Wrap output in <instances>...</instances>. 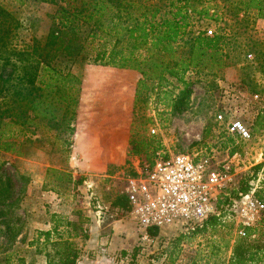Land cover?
<instances>
[{
  "label": "rangeland",
  "instance_id": "374dc122",
  "mask_svg": "<svg viewBox=\"0 0 264 264\" xmlns=\"http://www.w3.org/2000/svg\"><path fill=\"white\" fill-rule=\"evenodd\" d=\"M0 2L14 11L21 23L12 40L18 50L32 45L35 35L45 34L47 22L43 20L48 10L42 5L32 0L23 5L18 0ZM237 2L191 0L193 7L205 9L209 16L190 10V35L177 44L179 53L189 57L188 38L209 30L214 34L210 37L223 35L227 38L223 67L207 62L201 68H191L183 80L168 76L163 85L157 80L139 85L143 77L134 71L75 64L72 73L81 84L75 107L78 116L70 124L73 133L63 124V105L58 107L59 119L54 122L31 112L29 118L19 120L9 113L0 118V140L17 141L13 151L0 149V264H44L40 258L46 252L41 245L44 238L39 246L35 243L41 232L35 228V220L50 223L53 214L72 222L85 219L89 221L83 228L90 231L89 215L94 211L102 219L108 215L132 219L128 210L115 208L113 202L124 195L130 178L151 169V160L179 154L208 157L217 166L231 168L227 197H234L243 187L250 191L254 182L261 195L264 17L255 9L237 6ZM97 47V43L90 45V57ZM6 55L0 51V65ZM11 70L7 66L5 75ZM2 99L0 112L6 109ZM11 107L10 113L18 114L19 106ZM23 110L20 108V113ZM238 120L249 130V139L229 133L230 123ZM64 141H69L70 147ZM133 141L144 153L133 154ZM155 148L156 156L151 157ZM134 228L137 252L117 257L118 261L128 258L122 264H228L239 237L237 222L227 213L216 226L196 235L163 230L160 240L145 250L138 248Z\"/></svg>",
  "mask_w": 264,
  "mask_h": 264
},
{
  "label": "trees",
  "instance_id": "16d2710c",
  "mask_svg": "<svg viewBox=\"0 0 264 264\" xmlns=\"http://www.w3.org/2000/svg\"><path fill=\"white\" fill-rule=\"evenodd\" d=\"M18 1L23 5L30 0ZM32 1L48 10L43 20L47 22L46 30L42 37H33L32 45L20 50L12 40L21 23L15 12L0 2V51L7 53L0 65L3 71L0 73V100L3 98L2 104L6 105L0 118L9 113L19 120L29 118L31 112L54 122L59 119L58 107L63 105L65 113L61 118L71 134L74 130L70 124L78 116L75 107L81 84L79 77L72 73L75 64L134 71L143 77L139 85L154 80L163 85L168 82V76L183 80L191 68H201L207 62L223 67L227 58L223 47L227 38L223 35L210 37L206 33L185 41L189 57L184 52L179 53L178 42L190 35L187 32L192 20L190 10L199 16H209L205 9L200 11L193 7L191 0ZM236 4L245 10L255 9L264 17V0H238ZM93 43L98 47L96 54L90 57L88 50ZM7 66L12 70L5 75ZM12 104L19 106L16 115L10 113L14 109ZM20 108L25 110L20 113ZM0 142V149L5 152L13 151L17 145V141H10V138ZM64 143L70 147L69 141ZM146 144L152 146V143ZM132 147L134 155L144 153L137 141L132 142ZM157 151L153 149L151 157H155ZM155 164L156 161L151 160V169ZM241 191L247 193L249 188L243 187ZM259 197L264 201V189ZM113 206L129 212L124 195H119ZM221 219L211 217L191 234L203 233ZM88 221L72 222L59 214L51 216V230L41 231L35 241L38 245L44 238L41 245L46 250L47 264H78L81 249L76 239L87 238L83 226ZM228 264H264V213L256 226L246 228L244 237L237 238Z\"/></svg>",
  "mask_w": 264,
  "mask_h": 264
},
{
  "label": "built area",
  "instance_id": "2783aa9c",
  "mask_svg": "<svg viewBox=\"0 0 264 264\" xmlns=\"http://www.w3.org/2000/svg\"><path fill=\"white\" fill-rule=\"evenodd\" d=\"M212 36L213 31H207ZM223 120V116H219ZM229 133L249 139L250 132L242 121H233ZM231 168L217 166L208 157L194 158L179 154L163 158L145 175L130 178L124 191L129 214L135 222L138 248L154 245L163 230L186 234L202 227L211 217L227 213L237 222V234L256 226L264 213V201L254 182L247 193L227 197ZM98 210L103 208L98 204ZM128 258H120L121 264Z\"/></svg>",
  "mask_w": 264,
  "mask_h": 264
},
{
  "label": "crops",
  "instance_id": "0c3cea01",
  "mask_svg": "<svg viewBox=\"0 0 264 264\" xmlns=\"http://www.w3.org/2000/svg\"><path fill=\"white\" fill-rule=\"evenodd\" d=\"M92 218L90 231H86L87 239L76 241L81 249L78 264H119L117 257L136 254L137 235L135 222L127 217L115 218L114 216L102 217L97 212L89 215ZM35 228L39 231H49L52 226L42 220H35ZM47 264L46 256L40 258Z\"/></svg>",
  "mask_w": 264,
  "mask_h": 264
}]
</instances>
